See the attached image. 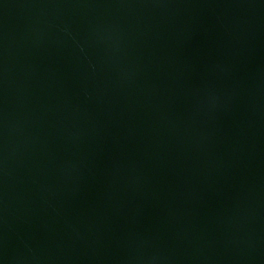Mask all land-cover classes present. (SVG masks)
Masks as SVG:
<instances>
[{"label":"water","instance_id":"obj_1","mask_svg":"<svg viewBox=\"0 0 264 264\" xmlns=\"http://www.w3.org/2000/svg\"><path fill=\"white\" fill-rule=\"evenodd\" d=\"M0 264H264V0H0Z\"/></svg>","mask_w":264,"mask_h":264}]
</instances>
